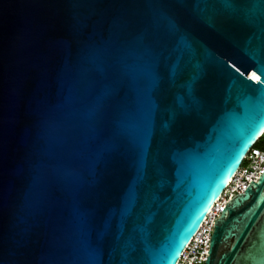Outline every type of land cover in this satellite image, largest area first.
Here are the masks:
<instances>
[{"label":"water","instance_id":"95a60500","mask_svg":"<svg viewBox=\"0 0 264 264\" xmlns=\"http://www.w3.org/2000/svg\"><path fill=\"white\" fill-rule=\"evenodd\" d=\"M262 71L264 0H0V264H178L264 132ZM205 264H264V170Z\"/></svg>","mask_w":264,"mask_h":264},{"label":"built area","instance_id":"2783aa9c","mask_svg":"<svg viewBox=\"0 0 264 264\" xmlns=\"http://www.w3.org/2000/svg\"><path fill=\"white\" fill-rule=\"evenodd\" d=\"M263 170L264 132L261 134L256 145L247 154L233 180L183 252L178 264H205L210 249L214 222L220 215L222 208L235 194L245 191L251 181L258 179Z\"/></svg>","mask_w":264,"mask_h":264},{"label":"snow or ice","instance_id":"6c2138e0","mask_svg":"<svg viewBox=\"0 0 264 264\" xmlns=\"http://www.w3.org/2000/svg\"><path fill=\"white\" fill-rule=\"evenodd\" d=\"M258 70H260V69H258ZM261 74L264 75V71H262ZM256 78L259 79V77H256Z\"/></svg>","mask_w":264,"mask_h":264}]
</instances>
